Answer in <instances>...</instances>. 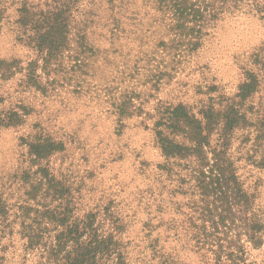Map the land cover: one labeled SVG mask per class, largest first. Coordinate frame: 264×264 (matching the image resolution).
Returning a JSON list of instances; mask_svg holds the SVG:
<instances>
[{"label":"rangeland","instance_id":"1","mask_svg":"<svg viewBox=\"0 0 264 264\" xmlns=\"http://www.w3.org/2000/svg\"><path fill=\"white\" fill-rule=\"evenodd\" d=\"M21 1L0 0V264H66L48 248L88 218L106 264H264V0H74L48 58ZM179 104L213 115L205 143L170 158L156 124ZM46 141L57 148L37 154ZM231 174L246 221L225 228L235 186L215 179Z\"/></svg>","mask_w":264,"mask_h":264},{"label":"trees","instance_id":"2","mask_svg":"<svg viewBox=\"0 0 264 264\" xmlns=\"http://www.w3.org/2000/svg\"><path fill=\"white\" fill-rule=\"evenodd\" d=\"M73 1L74 0H52L55 6L49 7L51 8L50 10L39 11H32L25 0L21 1L19 4L17 10L19 14L18 23L24 28L30 27L35 30L32 41L35 43L34 45L47 56V58L48 56L59 55L62 50L65 49L69 31L68 23L70 19L72 20L70 17L69 4ZM48 60L49 59H47V62ZM250 86L251 84L247 82L242 84L241 96L248 93L249 89H251ZM232 112L233 110H229L227 112L229 113L228 116H230ZM202 114L207 121L204 125L202 120L203 115L200 119L195 118L193 115H189L187 107L183 104L166 106L165 109L160 112L159 122L156 124L159 128L156 132V139L158 140L163 155L170 158L182 156L186 150H198L200 145L205 143L206 140L204 136H202V130L204 129L203 127H208V119L213 115V112L205 110L204 112L202 111ZM236 116L237 112L235 117ZM226 122V125L229 126L228 128L233 127V120L226 118ZM176 134L181 135L182 138L187 137L188 140L192 141V144L187 146L186 143L177 141L173 138L174 136H171ZM54 148H57V146L48 141L37 144L34 147L35 151L37 150V154L41 152L49 154ZM219 180L223 181L226 186L227 183H232L235 186V189H231V202H228L227 199L224 198L223 203L220 204V213L217 221H215L216 225L230 228V224H234L235 222H245L247 204L241 198V194L244 193L236 182V176L231 174L228 178H225L224 176L220 178L217 177L215 182L218 183ZM198 183L200 185L202 184L201 188L203 187L205 192H208V186L211 187L214 184L213 179L211 180V183L202 182V180H199ZM60 189L62 190V188ZM208 209L207 206L206 213L208 212ZM210 212L211 211L209 210V213ZM67 214L66 208L60 213L63 219L67 218ZM204 215L205 217H208L206 214ZM62 222H64V220H62ZM255 228L256 226L253 223L248 229L254 230ZM68 241H72L76 247L72 251L65 250ZM109 242L110 241L107 237L102 236L98 232L97 228L94 226L93 220L90 218L87 220L76 219L75 222L66 226L64 232L55 236V243L50 244L48 253L52 258H56L63 253L61 258L67 261L66 264H106L102 253L106 250L105 248ZM29 246L32 245L29 244Z\"/></svg>","mask_w":264,"mask_h":264}]
</instances>
